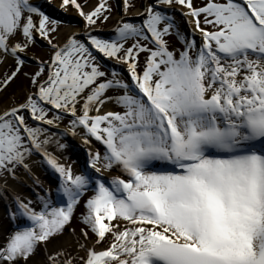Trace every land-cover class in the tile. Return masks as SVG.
<instances>
[{
	"label": "snow or ice",
	"instance_id": "6c2138e0",
	"mask_svg": "<svg viewBox=\"0 0 264 264\" xmlns=\"http://www.w3.org/2000/svg\"><path fill=\"white\" fill-rule=\"evenodd\" d=\"M45 3L74 8L83 27L62 38L75 25L34 0H0V66L11 61L0 93L27 81L0 110V194L34 164L59 178L55 197L13 194L0 264L41 251L42 264H264V0H141L139 22L122 0L107 38L96 25L109 0ZM38 39L47 59L29 55ZM68 135L89 148L78 173L61 159ZM81 205L79 236L50 250Z\"/></svg>",
	"mask_w": 264,
	"mask_h": 264
},
{
	"label": "rangeland",
	"instance_id": "374dc122",
	"mask_svg": "<svg viewBox=\"0 0 264 264\" xmlns=\"http://www.w3.org/2000/svg\"><path fill=\"white\" fill-rule=\"evenodd\" d=\"M34 2L38 3L49 14L54 15L66 22H69L72 25H75V27H63L61 29L62 38L64 35H66L70 31H79L84 25V21L82 20L81 17H79V15L76 13V10L74 8L69 7L67 13H63L61 11H58L57 8L55 7H50L47 3H45V0H34ZM59 2L60 0H52V4L55 6H58ZM79 2L82 4H86L85 9H84L85 11H90L97 4L98 0H79ZM133 2L135 6L129 9L128 17L131 18L133 22H139L141 18L138 17L136 13L138 10H140L141 0H133ZM196 2L199 3V0H196ZM109 3L112 5V13H111L110 19L106 23L98 22L96 25L97 33L104 38H107L113 35V29L117 25L120 18L124 15L122 11V8H123L122 0H109ZM175 16H176L177 24L179 25L180 29L185 33L190 32L191 29L189 25L187 24L186 19L180 15L179 9H177ZM196 39L197 41H199L198 35ZM170 42L177 48L182 47L179 40L175 36L170 37ZM33 54L38 58L47 59L48 51L43 41H40L38 39L37 47L33 48L32 52L29 53L30 56ZM106 63L108 64L109 67L115 65V61H111V60L106 61ZM10 64H11V61H9L8 64L6 65L0 66V74H2L8 68ZM115 66L117 67V70L123 71L124 74L127 75L126 67L124 65H115ZM34 70H35V64L31 60H29L28 64L25 66L24 71L31 72ZM26 87H27V81L24 80L23 76H21L13 84H11L6 91H4L3 93H0V110L11 105L12 101L10 100V97L13 94H15L16 99L18 101L22 100ZM109 105L111 107V111L119 110L114 104L109 103ZM66 123L67 121L61 124L60 127L64 128ZM69 136L71 137V135ZM73 141L74 140H71V142L74 144ZM73 148H76V146H74ZM99 148L103 150V147L100 144H99ZM78 149H79L78 153H80V155L82 154L83 156L88 158L87 155H84L85 154L84 149L82 148H78ZM33 159L38 160L39 157H33ZM36 166H37L36 168L37 170L38 168L39 169L41 168V171H42L40 173L41 177H39L40 181L42 180L44 181L46 176L50 178L49 175L53 176L55 180L59 181L58 176L54 174L50 169H48L46 165L37 164ZM112 172L115 173L116 175L118 174L115 170H113ZM25 175L26 173L23 172V170H21L18 173V179L13 180L12 178H9L8 182L11 181L12 185L17 186V188L19 189L18 191L19 194H25L27 192L29 193L30 199L36 200L37 191H35L34 187L33 188L29 187V185H32V182L34 180L31 178L29 179L31 181L30 183H25L26 182L24 178ZM106 178L110 179L111 177L106 176ZM13 194L14 193H11L8 189L4 191L2 194H0V204H2V208L4 209L2 221L5 222L3 223L6 226L5 227L6 229L4 230V232L10 231L13 227L9 219V216H8V207H9V203L12 200ZM87 195H91V193L86 194L85 198H87ZM53 197H55V195H53ZM83 211L84 209H83V206L81 205V207H79L76 210L74 218L72 219L70 225L66 226L63 236H69V235L72 236L71 233L73 229L75 230V235L77 237L79 236L80 230L83 227V225L80 222L79 217ZM41 252H38L37 255L40 254Z\"/></svg>",
	"mask_w": 264,
	"mask_h": 264
},
{
	"label": "bare ground",
	"instance_id": "6f19581e",
	"mask_svg": "<svg viewBox=\"0 0 264 264\" xmlns=\"http://www.w3.org/2000/svg\"><path fill=\"white\" fill-rule=\"evenodd\" d=\"M104 110L105 111H111L110 105L108 104L105 107ZM60 128H61V130H63L62 127H60ZM71 140H74L73 141L74 144L71 142ZM62 142L67 144V148L63 151V153L61 155L62 162L71 164L74 172L78 173L80 171V169L86 164L87 159H88L85 156H83L82 154H81L82 155V157H81L80 153H78L79 152L78 148L84 149V151H85L84 155H87V153L89 151V148L82 143L81 136H79V135H77L75 137H73V136L70 137L69 135L66 136V137H63L62 138ZM74 146H76V148H73ZM92 147L94 149H99L101 152H103V150H101V148H99V143L95 142L94 140L92 141ZM33 160H35V159H33ZM36 165L37 164H34L32 166V175L31 176L28 175V174H26L24 176L25 181H26L25 183H30L31 181L29 179H31V178L33 179V177L38 178V180H39V177H41L40 176V173L42 172L41 168L40 169L38 168V170H37L36 169L37 168ZM105 175L107 177H111V176L116 175V174L111 171V172H106ZM49 176H50V178L48 176H46L44 181L43 180L42 181L39 180L40 185H37L33 181L32 185H29V187H31V188L34 187L35 191H37V194L39 193L41 195H43V192L41 190V186L43 188H49V189L53 190L52 194L55 195V191L54 190L58 186L59 181L55 180L53 176H51V175H49ZM0 183H2V181H0ZM7 189L11 193H14L16 195H20L21 197H26V198L30 199L29 193H27V192L25 194H19L18 193L19 189L17 188V186L12 185L11 181L7 182ZM3 210L4 209L2 208V204H0V237H2L3 232L6 229L5 228L6 226L4 224L5 222L2 221L3 212H4ZM73 239H74V237L70 236V235L69 236L59 237L56 240H54L52 242V244L49 245V249L52 250V249H54L56 247H59L61 245H70V244H72ZM81 254H83V253H81ZM43 260H44V253L41 252L40 254L36 255V257H34L33 264H42Z\"/></svg>",
	"mask_w": 264,
	"mask_h": 264
}]
</instances>
